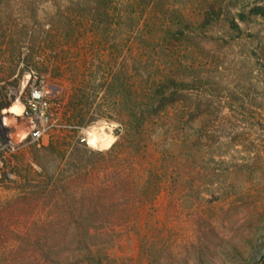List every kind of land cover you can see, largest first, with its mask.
<instances>
[{
	"label": "rangeland",
	"instance_id": "1",
	"mask_svg": "<svg viewBox=\"0 0 264 264\" xmlns=\"http://www.w3.org/2000/svg\"><path fill=\"white\" fill-rule=\"evenodd\" d=\"M231 2L246 10L264 5ZM89 6V0H0V264H26L22 259L34 250L25 242L30 232L41 246L47 243V254L67 255L63 264H87L79 262L85 250L72 238V189L60 184V157L78 141L108 150L117 125L100 120L82 126L89 116L82 125L68 120L67 67L51 70L59 58L64 65L75 63L73 49L91 44L75 34L89 28ZM258 23L240 25L250 35L245 41L207 44L227 87L223 93L235 98L230 124L237 138L208 142L212 147L198 153L193 165L185 163L188 174L175 195L168 186L140 209L116 200L105 212L84 214L93 221L102 264H264V25ZM223 33L220 26L212 32ZM96 65L88 79L100 77ZM36 88L46 93L49 120L42 137L32 141L25 111ZM16 107L18 115L9 113ZM95 136L106 137L107 145L93 146ZM44 223L52 225L46 229Z\"/></svg>",
	"mask_w": 264,
	"mask_h": 264
},
{
	"label": "trees",
	"instance_id": "2",
	"mask_svg": "<svg viewBox=\"0 0 264 264\" xmlns=\"http://www.w3.org/2000/svg\"><path fill=\"white\" fill-rule=\"evenodd\" d=\"M89 5V28L75 34L91 44L73 49L75 63L64 65L59 58L51 71L67 67L68 120L82 125L89 116L82 126L100 120L117 125L116 141L106 151L89 149L84 141L65 149L57 174L64 178L62 188L72 189V238L78 250H85L79 262L102 264L92 241L93 221L84 214L105 212L116 200L140 209L168 186L175 195L188 174L185 163L193 165L198 153L212 147L208 142L237 138L230 124L235 98L223 93L227 87L207 44L245 41L250 35L240 25L260 20L263 26L264 5L248 10L231 0H89ZM217 26L223 28L222 36L212 34ZM95 61L100 77L88 79ZM25 242L34 249L22 259L26 264L69 260L47 254V243L41 246L31 232Z\"/></svg>",
	"mask_w": 264,
	"mask_h": 264
},
{
	"label": "built area",
	"instance_id": "3",
	"mask_svg": "<svg viewBox=\"0 0 264 264\" xmlns=\"http://www.w3.org/2000/svg\"><path fill=\"white\" fill-rule=\"evenodd\" d=\"M48 107L49 102L46 93L42 89L36 88L32 90L31 98L27 105V111H25V115L31 118L30 122L32 125L28 135L32 141H38L46 130L45 125L49 120L47 114ZM33 119L35 120L34 123Z\"/></svg>",
	"mask_w": 264,
	"mask_h": 264
},
{
	"label": "bare ground",
	"instance_id": "4",
	"mask_svg": "<svg viewBox=\"0 0 264 264\" xmlns=\"http://www.w3.org/2000/svg\"><path fill=\"white\" fill-rule=\"evenodd\" d=\"M19 108H13V109H11V110H9V113H14V114H16V115H18L19 114ZM94 135V134H93ZM90 136V135H89ZM90 138V137H89ZM92 141H94L95 142V145H97L98 147H100V146H106L107 145V143H108V141L106 140V137H100V136H95V137H93L92 139H91V142ZM92 144V143H91ZM97 147V148H98Z\"/></svg>",
	"mask_w": 264,
	"mask_h": 264
},
{
	"label": "clouds",
	"instance_id": "5",
	"mask_svg": "<svg viewBox=\"0 0 264 264\" xmlns=\"http://www.w3.org/2000/svg\"><path fill=\"white\" fill-rule=\"evenodd\" d=\"M90 143H92V144H93V146L95 145V142H94V141H92V142H90Z\"/></svg>",
	"mask_w": 264,
	"mask_h": 264
},
{
	"label": "flooded vegetation",
	"instance_id": "6",
	"mask_svg": "<svg viewBox=\"0 0 264 264\" xmlns=\"http://www.w3.org/2000/svg\"><path fill=\"white\" fill-rule=\"evenodd\" d=\"M0 125H1V118H0Z\"/></svg>",
	"mask_w": 264,
	"mask_h": 264
},
{
	"label": "water",
	"instance_id": "7",
	"mask_svg": "<svg viewBox=\"0 0 264 264\" xmlns=\"http://www.w3.org/2000/svg\"><path fill=\"white\" fill-rule=\"evenodd\" d=\"M1 122H2V120H1Z\"/></svg>",
	"mask_w": 264,
	"mask_h": 264
}]
</instances>
